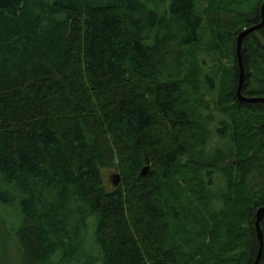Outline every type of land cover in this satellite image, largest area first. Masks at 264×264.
Wrapping results in <instances>:
<instances>
[{"label":"trees","instance_id":"1","mask_svg":"<svg viewBox=\"0 0 264 264\" xmlns=\"http://www.w3.org/2000/svg\"><path fill=\"white\" fill-rule=\"evenodd\" d=\"M261 3L0 0V208L22 264H254L264 103L236 97L235 39ZM241 62L264 98V26Z\"/></svg>","mask_w":264,"mask_h":264},{"label":"rangeland","instance_id":"2","mask_svg":"<svg viewBox=\"0 0 264 264\" xmlns=\"http://www.w3.org/2000/svg\"><path fill=\"white\" fill-rule=\"evenodd\" d=\"M147 41L150 42V39ZM210 56H211V54H209V55L205 54L202 58L201 55H199V62L204 67V73L210 71L214 65V62L212 61V63H211V61L209 59ZM204 57L206 59V62L204 61ZM210 64H211V66H210ZM115 174H116L115 169L108 171V172L103 174V180H104L105 185L108 189L113 188V186H115L117 184V181L115 179V176H116ZM258 180H259V178L257 177V174L253 175L252 176V185L255 186L256 183L258 182ZM9 209H11V208H4V209L0 208V264H22V262L20 261L22 257H20L19 250H18L19 247L18 248L16 247V246H18V244H16V240L14 238H11V235H10L11 228L14 229L16 227L15 226L16 220L14 219L15 215L9 216V212L12 211ZM5 214H7L6 217L8 218V221L10 222L9 226L4 225L2 223L3 216H5ZM95 225H96L95 218L89 217L88 223H87V229H86V233H87L86 242H88V245H90L91 240L94 238ZM97 249H96V247H94V248H92V250H89L90 252H88V253L91 256L96 257L98 255V252H99V250L97 252ZM97 264H100V263H97Z\"/></svg>","mask_w":264,"mask_h":264},{"label":"water","instance_id":"3","mask_svg":"<svg viewBox=\"0 0 264 264\" xmlns=\"http://www.w3.org/2000/svg\"><path fill=\"white\" fill-rule=\"evenodd\" d=\"M260 22L251 25L249 27L243 28L241 31H239L236 35L235 39V54H236V60L238 64V79H237V87H236V97L239 101L242 102H248V103H257V102H262L264 103V98L262 97H246L241 94V87L242 83L244 80V70L241 62V45L244 40V38L250 34L251 32L257 31L261 29L264 26V0H262V3L260 5ZM148 166H145L141 169L140 171V176H145L148 171ZM115 179L117 181V184L113 186V188H116L120 184V176L118 173L115 174ZM264 216V202L263 205L257 209L255 213V222H254V227H255V232H256V237L259 242V249L256 255V259L254 261V264H257L259 256H260V251L262 249V231L260 228V222Z\"/></svg>","mask_w":264,"mask_h":264},{"label":"bare ground","instance_id":"4","mask_svg":"<svg viewBox=\"0 0 264 264\" xmlns=\"http://www.w3.org/2000/svg\"><path fill=\"white\" fill-rule=\"evenodd\" d=\"M44 17V16H43ZM44 186V185H43ZM54 186V185H53ZM38 195V194H37ZM38 202H40V201H38Z\"/></svg>","mask_w":264,"mask_h":264}]
</instances>
